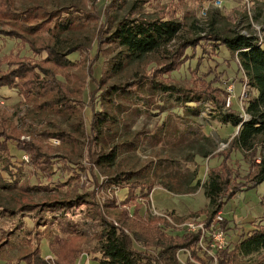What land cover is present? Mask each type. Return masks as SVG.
<instances>
[{
	"label": "rangeland",
	"instance_id": "obj_1",
	"mask_svg": "<svg viewBox=\"0 0 264 264\" xmlns=\"http://www.w3.org/2000/svg\"><path fill=\"white\" fill-rule=\"evenodd\" d=\"M5 1L17 9L34 5L48 11L73 5L84 11L86 19L84 22H80L82 20L80 19L68 33L55 35L48 28L51 25L48 22L49 17H42L43 14L34 17L37 16L36 14L29 22L41 26L40 31L35 34L25 33V38L21 42L17 39H0V74L5 73L11 64L35 60L37 66L46 69L45 75L53 80L52 82L55 81L63 94L79 102V105L76 104L78 107L75 108L78 114L69 116L63 113L53 116L35 109L36 100H27L25 90L22 91L21 84L26 88V84L32 82L30 73L21 79L23 80L21 84L18 82L17 85L0 86V140L2 141L0 146L3 148V156L9 157L11 153L12 160H15L14 164L18 168L14 167L16 172L14 175L18 183L24 186L41 185L30 190H22L19 187L12 190L0 188V211H2L0 242L3 238L7 239L5 230L19 220H22L24 227L31 229L33 226L31 214H34L42 203L69 200L77 193L85 194V191H88L98 204L87 202L84 212L68 216L69 220L78 222L80 224L78 227L89 234L88 239L70 236L65 242L58 244L57 249L54 246V251H51L49 243L54 244V238L51 236L48 238L47 233L42 231L38 234V239L35 235L32 236V244L27 246L24 242L19 243L21 236L18 234L12 242L0 245V264H27L20 256L27 250H33L35 244L39 247L46 264H58L67 256L73 257V264H97L91 260L90 253L91 246L95 242L91 236L98 225V220L95 219L97 208L115 224H117L116 214L125 213L124 216L129 218L123 225V231L126 233L129 232L128 229H133L136 220L142 223L156 219L153 221L159 227L162 221L156 217L160 213L174 210L176 214L190 219L193 214L208 208V199L204 196L202 183L211 167L218 166L224 161L225 165L231 171H237L239 176L247 174V165L241 154L228 151L227 143L236 133V127L223 124L218 119L211 120L206 107L195 114L183 106L176 94L148 91L146 85L140 93L136 90L138 95L135 96L121 92H112L110 96L104 95L106 97L102 107L106 109L108 105H112L115 111V124H112L108 133L105 131V135L101 137L95 148L90 143L91 137L86 134L80 137L79 134L72 133L73 139L67 142L51 134L57 129L72 130L73 125L80 118L89 132L88 125L92 111L94 108H100V92L112 84L132 85L141 77L195 90H210L208 88L211 86H219L222 89L216 90V93L222 96L224 90L225 107L245 116L243 99L248 91L245 77L239 68L237 58L224 46H220L215 53L213 51V59L209 60L207 55L202 57L201 49L197 47L194 57L188 58L174 70L171 68L176 66L173 67V64L179 62L182 53L171 57L170 60L168 53L171 54L174 49L171 50V47L169 50L166 47L162 52L149 54L130 64L118 75L112 76L109 73L110 65L114 62L119 49L115 44L108 43L107 36L117 20L126 16L176 19L181 24L177 39L191 37L203 29L206 30L211 22L216 23L221 31L238 26L242 32L250 29L252 34L261 37L264 33V0ZM7 22L3 18L0 19V30L12 28ZM56 36H60L64 43L79 45L78 50L70 55L73 63L69 66L52 64L46 59L40 60L46 48L52 44V38ZM28 42L34 48L32 52L29 50ZM43 49L44 54L40 55ZM186 52L190 54L191 50ZM199 57H202L200 63ZM169 62L172 63L170 69H168ZM196 67L198 69H195ZM208 78L215 81L209 83ZM136 85L129 86V89L135 88ZM228 98L229 103H227ZM15 141L20 143L21 147L30 149L33 154H40V157H55L59 162L52 165L54 174L51 173L49 177L45 171L36 170L29 153L20 151ZM114 146L119 149L117 172L131 170L136 172V179L152 181V188L148 194L145 190L144 193H138L139 188H135L136 196L129 198L127 189L130 185L112 187L103 183L105 175L113 173V169L97 167L91 156L94 152L106 153ZM208 150L211 151L210 154L204 156L203 154ZM258 160L259 157L256 156L255 161ZM97 182L99 185L95 186ZM111 202L114 203L115 208L110 205ZM138 204L141 206L140 214L133 211ZM24 205L33 206V209L23 210ZM8 210H13V213ZM221 212L229 219L232 218V222L241 226L244 231L253 227L254 221L252 224L250 220L263 221L264 181L238 192L227 200ZM167 220L175 225L177 228L175 232H181L180 223ZM153 221L150 222L151 225ZM187 251L189 254L185 251L179 253L178 259L182 264H187L186 261L205 264L194 258L190 250ZM241 262L264 264V250L241 258Z\"/></svg>",
	"mask_w": 264,
	"mask_h": 264
},
{
	"label": "trees",
	"instance_id": "obj_2",
	"mask_svg": "<svg viewBox=\"0 0 264 264\" xmlns=\"http://www.w3.org/2000/svg\"><path fill=\"white\" fill-rule=\"evenodd\" d=\"M40 10H43V8L34 5L17 9L9 2L0 0V19L3 18V20L8 21L7 23L12 27L9 30H0V39H17L21 42L25 38V33L35 34L40 31L41 26L29 22L36 14L37 16L34 17L41 14H43L42 17H49L48 22L51 25L48 28L55 35L68 33L80 19H82L80 22H84L86 19L84 11L73 5L61 6L51 11L43 10L37 13ZM180 25L178 20L167 17L146 19L125 16L118 19L107 36L108 43L115 44L119 49L114 62L110 65V75H118L133 62H137L149 54L160 53L166 47L168 49L172 47L171 50L174 49L171 54L168 53L170 60L171 57L177 56L179 53H182L180 58L186 56L185 59L179 58V62L173 64V67L176 65L174 68H171V62L168 63V69L174 70L176 67H180L188 58H193L197 47L201 49L202 57L207 55L209 60L213 59V51L215 53L220 46H224L231 55L237 58L239 68L245 77L248 89L247 96L243 99L245 116L236 110L225 107L224 90L222 96L216 93V90L221 88L219 86L210 85L211 87L208 88L210 90H195L141 77L132 84H137L133 89H129V86H134L127 83L112 84L106 90L100 92V108H94L92 111L88 125L89 132H87L86 124L80 118L75 122L72 130L57 129L51 135L67 142L73 139L72 133L79 134L80 137L86 134L91 137L90 143L95 148L101 137L105 135V131H109L112 124H115V111L112 105H108L106 109L102 107L103 100L106 97L104 95L110 96L112 92H121L135 96L138 95L135 91L138 90V93H140L145 85L148 91L156 90L176 94L183 106L195 114L200 113L206 107L211 120L218 119L223 124L237 128L236 133L227 143L228 151L240 153L247 165V174L244 176H239L237 171H231L224 161H221L218 166L211 167L207 172L202 183V189L204 196L208 199V208L193 214V216L205 214L206 220L209 222L218 212L222 211L227 200L238 192L247 190L264 181V33L261 37H258L252 34L249 31L250 29L242 32L238 26L237 28L221 31L217 28L216 23L211 22L206 30L203 29L191 37L177 39ZM27 45L32 52L33 46L30 42ZM71 45V43H64L60 36H56L52 38V44L48 48L45 47V54L44 49L41 50L39 54L44 55L41 56L40 60L46 59L52 64L69 66L73 63L70 55L79 47L76 43ZM187 50H191V53L187 54ZM202 57H199V63L202 61ZM34 61H19L11 64L5 73L0 74V86L17 85L18 82L21 84V81H23L21 79L30 73L31 76L29 77H31L32 82L29 81L26 88H23L21 84V89L22 91L25 90L27 100H36L35 109L53 116L63 113H67L69 116L78 114L75 108L78 107L76 104L79 105V102L63 94L55 81L52 82L53 80L45 75L44 71L46 69L37 66V62ZM195 69H198V67ZM208 79L209 83L215 81V79ZM16 144L20 151L29 153L30 160L36 170L45 171L49 177L51 173L54 174L55 171L52 169V165L59 162L55 157H40V154H33L30 149L24 146L21 147L20 143ZM210 152V150L205 151L203 155L208 156ZM118 155L119 149L114 146L106 153L94 152L91 156L94 165L97 167L113 169V173L105 175L103 183L112 187L130 185L127 186V197L129 198L136 196L135 188H139L140 192L138 193H144L145 190V193L148 194L153 182L136 179V172L131 170L117 172ZM256 156L259 157L257 162L255 161ZM14 161L11 153H9V157L3 156V148L0 146V188L12 190L19 187L22 190H30L41 186H28L27 184L24 186L18 183V179L14 175L16 173L14 167H17ZM98 185V182L95 183V186ZM87 202L98 204L97 200L92 198L91 193L88 191H85V194L77 193L69 200L42 203L35 210V213L31 214L32 228L24 227L22 220L17 221L11 228L5 230L7 239L3 238L0 245L12 242L18 234L21 236L19 243L23 244L24 242L25 246L31 245L32 236L35 235L38 239V234L42 231L49 235L48 238L50 236L54 238V244L49 243L51 251H54V246L57 249L58 244L65 242L70 236L87 238L89 234L78 227L80 224L68 219V216H75L77 212H84L87 208L85 205ZM110 205L115 208L113 202ZM138 205L133 209L136 214H140L141 210V206L138 207ZM24 209H33V206L24 205ZM8 211L13 213V210ZM95 211V219L98 220V225L93 236H91L95 242L91 246L90 253L92 254L91 260H94L97 264H182L176 255L179 249L190 250L194 258L203 261L205 264H242L241 258L264 250V220L260 222L250 220V223L254 221V224L252 223L253 227L248 231H244L243 228H240L241 226L233 223L231 219H224L220 225L228 237V243L225 248L215 252L216 262L214 263L212 258L204 255L198 249L197 240L199 236L197 233H189L181 229V232H175L177 228L165 217H156L162 221L159 227L153 221L156 219L146 220L142 223L136 220L133 229H128L129 232L126 233L123 231V225L129 218L124 216L125 213L118 212L116 214L117 224H115L112 220L107 219L98 208ZM48 212L51 214L48 215ZM167 214L175 223H182L187 219L185 216L176 214L174 210L167 212ZM152 221L151 225L150 222ZM168 230L174 233L168 232ZM30 235L31 237H29ZM150 247L154 249L152 250ZM20 257L27 264H46L36 244L33 246V250H27ZM72 260V256H67L58 264H73ZM186 263L194 264L187 261Z\"/></svg>",
	"mask_w": 264,
	"mask_h": 264
},
{
	"label": "built area",
	"instance_id": "obj_3",
	"mask_svg": "<svg viewBox=\"0 0 264 264\" xmlns=\"http://www.w3.org/2000/svg\"><path fill=\"white\" fill-rule=\"evenodd\" d=\"M231 88V86H229ZM229 103V98L227 99ZM159 216L165 217L166 219H171L167 213H160ZM228 217L224 216L222 212H218L215 217L207 222L206 215H196L190 219H186L179 224L181 229L189 233H197V247L206 256L213 259L216 262L215 252L226 247L228 243V237L225 231L221 227V222ZM232 219V218H231ZM233 221V220H232ZM181 251L188 252L187 249H179L177 251V257L179 258V253ZM189 254V252H188Z\"/></svg>",
	"mask_w": 264,
	"mask_h": 264
}]
</instances>
